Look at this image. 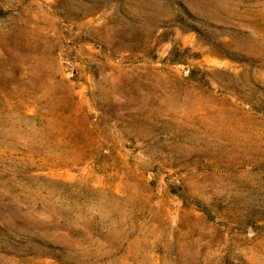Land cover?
Segmentation results:
<instances>
[{"label": "rangeland", "instance_id": "1", "mask_svg": "<svg viewBox=\"0 0 264 264\" xmlns=\"http://www.w3.org/2000/svg\"><path fill=\"white\" fill-rule=\"evenodd\" d=\"M0 264H264V0H0Z\"/></svg>", "mask_w": 264, "mask_h": 264}]
</instances>
